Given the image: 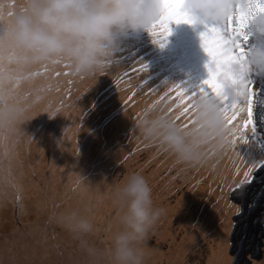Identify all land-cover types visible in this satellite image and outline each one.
<instances>
[{
	"label": "clouds",
	"instance_id": "9594fccd",
	"mask_svg": "<svg viewBox=\"0 0 264 264\" xmlns=\"http://www.w3.org/2000/svg\"><path fill=\"white\" fill-rule=\"evenodd\" d=\"M234 3L187 0L183 10L198 21L217 22L231 15ZM164 13L163 0H20L14 6L0 4V53L5 58V75L28 73L45 63L64 60L75 77H101L109 62H114L120 39L132 33H149ZM251 35L256 46L244 70L264 74V15L252 23ZM8 57L16 59L9 63ZM10 86L6 79V99L0 102V162L5 166L19 159L22 141L31 138L24 126L47 114L35 115L37 105L18 98L22 92L8 98ZM195 119L192 128L182 130L163 112L150 110L135 128L144 142L168 153L177 164L202 167L210 163L212 153L220 155L227 148V129L214 100L202 99ZM72 175L82 181L81 190L75 192L76 203L50 209L45 220L70 240L79 264H156L162 251L149 247V241L166 210L155 202L148 180L131 172L97 193L81 175L68 177ZM101 200L110 210L103 229L94 211Z\"/></svg>",
	"mask_w": 264,
	"mask_h": 264
},
{
	"label": "rangeland",
	"instance_id": "374dc122",
	"mask_svg": "<svg viewBox=\"0 0 264 264\" xmlns=\"http://www.w3.org/2000/svg\"><path fill=\"white\" fill-rule=\"evenodd\" d=\"M0 4H5V0H0ZM170 27L172 34L163 48L153 42L150 34L143 37L139 33H132L121 38L119 42L132 38L136 43L131 48L119 45L112 66L101 77H60L62 89H72L71 99L65 102L60 113L65 118L66 112H75L68 137L70 166L77 160L84 162L83 155L89 154L92 162L86 165L88 169L85 177L95 179L105 186L131 172H139L148 180L157 205L171 210V217H163L150 240L149 247L162 251L163 259L156 264H191L195 254L199 258L193 264H200L206 261L205 255L211 252L210 246L218 251L219 246L225 245V254L230 258V264H259L264 261V167L254 175L255 179L250 185L243 184L229 192L227 199L233 206L229 221L221 219L217 229L201 232L194 238V233L204 228L205 219L213 211V206H209L208 213L202 214L207 203L195 194L202 167L177 164L171 155L144 142L135 128L140 114L158 98L156 94H152V89L162 95L167 82L168 85L186 86L192 91L207 78L205 65L208 57L200 41L203 25L172 24ZM255 46L256 39L250 34L244 47L251 51ZM137 62L148 65L147 73H132V67ZM57 70L67 71L63 67H58ZM126 71L131 74L130 78L125 77L117 87L116 79ZM249 78L258 93L253 120L256 139L261 145L260 151L264 153V74L250 73ZM68 79H73L74 83L68 85ZM44 83V80L25 83L21 91H34ZM132 92L136 95L128 100ZM62 96L63 91L59 94L53 92L40 105L52 103L56 107ZM137 105L141 108H134ZM152 111L161 112L159 108ZM176 114L174 111L172 116ZM183 120L184 117H181L177 123ZM51 162L53 160L47 158L41 165V171L35 169L32 181L36 185L38 182L48 183L49 179L53 180L54 186L60 185L58 176H53L58 166L54 169ZM209 164L214 169L220 162L212 157ZM75 179L70 182H75ZM218 180L220 185L221 179ZM68 196L71 202H76L75 193L70 191ZM15 197L14 195L13 200L5 207L8 213L3 215V237L13 234V226L23 225L21 216L24 220L27 218L15 203ZM178 199L182 200L181 204L184 206L185 212L182 215L173 208ZM109 214L107 206L97 214L101 229L105 227ZM158 230H166L164 238L158 236ZM183 237L189 240L185 248L181 246ZM59 259L55 254L53 261Z\"/></svg>",
	"mask_w": 264,
	"mask_h": 264
},
{
	"label": "snow or ice",
	"instance_id": "6c2138e0",
	"mask_svg": "<svg viewBox=\"0 0 264 264\" xmlns=\"http://www.w3.org/2000/svg\"><path fill=\"white\" fill-rule=\"evenodd\" d=\"M187 0H163L165 5V13L160 21L151 26L149 34L153 38V42L161 48L166 46L168 37L172 34L170 25L172 24H187L195 26L201 24L204 31L200 33L201 47L208 57L205 65L207 69V78L192 91L189 88L180 84L168 85L165 82L163 94L160 95L156 89H152V94L157 95V99L148 106V108L140 114L138 121L146 114L147 111H152L157 108L165 114L174 124H177L182 130L190 129L196 124L197 105L202 99H210L216 101L220 111L225 118V126L227 129V148L221 153L222 156H227L229 152L233 154L232 160L234 179L228 191L231 193L236 188L244 183L250 182L252 179L253 168L246 167L245 162L236 151L240 143H248V135L255 134L256 128L253 120V109L256 103L257 91L253 87V82L249 78L250 72H245L247 58L250 51L246 50L244 45L250 37L251 25L255 19L264 15V0H235L234 7L230 16L222 21L217 22H201L193 18L183 10V5ZM9 16L12 12L9 11ZM2 37V33H0ZM8 62L15 61V57H8ZM4 56L0 53V102L6 99L3 82L7 79L10 81L8 89V98L22 92V85L32 83L36 80H44L45 83L40 85L34 91L22 92V98L25 102L31 105L42 103L51 93L59 94L63 91V96L60 98L56 107L49 103L44 111L50 118H55L58 113L63 111L65 102L71 99V87L63 88L60 84V77H75L69 62L64 60H55L45 63L37 69L28 72L17 74L15 76H6L4 70ZM113 62H109L108 68ZM58 67H63L67 71H59ZM107 68V69H108ZM148 65L142 62H137L132 67V73L140 74L147 73ZM129 72H124L116 79L117 87L124 81L125 77L130 78ZM82 79V78H81ZM52 81L56 83L53 84ZM146 84V81H144ZM74 83L73 79H68L67 84ZM136 93L132 92L128 97L131 100ZM178 110V111H177ZM176 111L177 114L172 116ZM184 117L183 122L177 123ZM33 143L31 138L22 141L25 150L30 148ZM78 151V150H77ZM216 157V153L211 154ZM127 159V157L125 158ZM22 168V162L19 159L15 162ZM13 163L9 162L5 166L0 162V181L9 188L16 191L15 203L21 208L23 214V198L20 195L22 188L21 181L23 173L19 176L13 174ZM243 166V168L241 167ZM215 167V165H213ZM54 175V172H53ZM242 176V179L239 178ZM173 179H176L175 177ZM82 188V181L77 178L70 191L75 193ZM37 221L31 235L38 238L35 239V246L20 244L14 240L12 236L5 235L3 247L0 249V264H79V257L74 246L69 243L65 248H62L58 242V235L50 221L46 220L41 223V214L49 207L51 210H56L61 207L62 202L56 201L49 187L37 184ZM217 191L223 193L224 186L218 185ZM51 234L49 235V231ZM15 235V232L12 234ZM52 241L49 244V241ZM42 249V250H41ZM53 252L60 259L53 261L51 259ZM20 253H23L21 259Z\"/></svg>",
	"mask_w": 264,
	"mask_h": 264
},
{
	"label": "bare ground",
	"instance_id": "6f19581e",
	"mask_svg": "<svg viewBox=\"0 0 264 264\" xmlns=\"http://www.w3.org/2000/svg\"><path fill=\"white\" fill-rule=\"evenodd\" d=\"M20 0H5L6 5H16L19 3ZM149 35L148 32H139L140 36ZM151 36V35H150ZM136 41L131 39H124L123 42H119V45L123 48H131L134 46ZM132 45V46H131ZM162 52V50H161ZM116 68L115 66H113ZM62 68V67H60ZM33 91V89L31 90ZM46 105L38 104L34 109L35 115H40L44 111ZM136 109H140L141 106L137 105L134 107ZM75 116V112H66L65 118L62 113H58L55 118H50L48 114H42L38 118L32 120L27 125L24 126L25 133L30 136L33 140V143L30 145V148L25 150L24 146H21L20 149V156L19 161L22 162V168L19 167L16 163L13 165V174L19 176L20 173H23V179L21 181L22 188L20 191V195L23 198V215L27 218L26 220L23 219L21 216V220H23L22 224L19 227L13 226V233L12 238L18 241L20 244H27L30 246H35V239L38 238L39 234L36 236L31 235L33 233V228L31 225H34L37 221V189L36 184L32 181L34 178L33 174L36 168L41 171V165L47 158H51L53 162L56 164V167L63 168L64 170L55 169L56 173L53 176H58L60 179V185L54 186L52 183L53 180L49 179L48 183L44 182L41 184L38 182L39 185H47L52 192L54 199L56 201H61V207H66L68 205L75 204L76 202H71L69 199V192L70 188L73 186L71 183V179L80 178L77 175H72L71 177L66 178L70 174H79L81 175L85 181L95 187L96 192L103 191L104 187H106L103 183L97 182V180H93L91 178L85 177L87 173L88 167L87 164L92 162V157L89 159V154L83 155L84 162H77L71 167V153L70 147L68 142L69 132L72 129V118ZM256 135L249 134L247 139L248 143H240L236 151L238 152L239 156L245 162L246 167L253 168L254 170L257 166L264 160V153H262L261 145L258 143L256 139ZM42 149V150H41ZM93 155V154H92ZM88 156V157H87ZM216 160L220 162L216 168H211L208 164L206 166H202L199 176H198V186L196 189V196L201 200L206 201L207 207L202 209V214H207L209 210V206H213V211L209 215L208 219L204 221V228L202 230H198L194 233V238L201 232L209 231L210 229H217L218 223L221 219H225L229 221L231 217V213L233 211V206L230 205L227 196H229V187L232 184L234 179L233 172V164L232 160L234 159L233 154L231 152L228 153L227 156H222L221 154L218 157H215ZM213 167V166H212ZM243 168V166H241ZM232 168V169H231ZM213 170V171H212ZM253 173V172H252ZM39 174V172H38ZM221 179L220 185L224 186L223 193L217 191V186L219 185V180ZM242 179V176L239 177ZM14 195L16 196V191L14 189L9 188L5 185L2 181H0V249L3 247V215H6L8 211L6 210V206L10 204L13 200ZM76 200V198L74 199ZM9 202V203H8ZM182 200L178 199L177 204L173 207L176 211L181 214L185 212L184 206L181 204ZM106 206L105 202L97 201L95 204V214H99V211ZM180 207V208H179ZM51 208L49 207L47 211H43L41 214V223L47 218L48 211ZM166 210V215L164 216L165 219L170 218L171 210L169 208H164ZM182 215V214H181ZM30 216V217H28ZM5 219V217H4ZM16 227V228H14ZM58 235V242L61 244L62 247L66 249L68 245V238L61 233L58 229H55ZM158 236H161V239L164 238L166 234V230H158ZM51 234V230L49 231V235ZM185 237V235H184ZM181 240L182 247L185 248L187 244H189V240L184 238ZM52 241H49L51 244ZM150 245V241H149ZM225 248L219 246L218 251L213 247L210 246V253L205 255L206 261H203L200 264H230V258L225 254ZM227 249V248H226ZM42 250V249H41ZM161 251V250H159ZM21 259L23 258V253H20ZM55 258V252H53L51 259ZM199 255L195 254L193 256L192 263H195V259H198ZM163 259L162 252L156 258V263ZM162 264V263H158Z\"/></svg>",
	"mask_w": 264,
	"mask_h": 264
}]
</instances>
